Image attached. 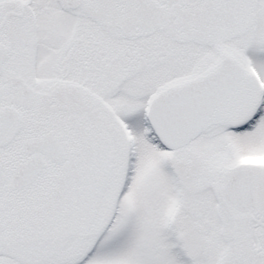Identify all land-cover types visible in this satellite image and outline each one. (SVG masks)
I'll return each instance as SVG.
<instances>
[{
  "label": "snow or ice",
  "instance_id": "6c2138e0",
  "mask_svg": "<svg viewBox=\"0 0 264 264\" xmlns=\"http://www.w3.org/2000/svg\"><path fill=\"white\" fill-rule=\"evenodd\" d=\"M0 264H264V0H0Z\"/></svg>",
  "mask_w": 264,
  "mask_h": 264
}]
</instances>
